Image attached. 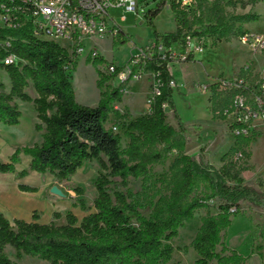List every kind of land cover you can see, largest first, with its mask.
Segmentation results:
<instances>
[{
  "label": "trees",
  "instance_id": "obj_1",
  "mask_svg": "<svg viewBox=\"0 0 264 264\" xmlns=\"http://www.w3.org/2000/svg\"><path fill=\"white\" fill-rule=\"evenodd\" d=\"M166 3L167 0H159L155 8L145 13V22L155 39V45L149 49L148 68L158 74L161 93L150 105V112L133 118L126 125L125 135L129 138L126 150L121 149V136L105 127L113 103L122 101L119 89L105 93L96 106L79 104L71 83L77 61L67 48L54 41L39 39L27 30L0 33V67L11 82L9 92L0 82V122L19 124L22 117L19 99L34 104L41 121L35 129L44 131L40 144L17 148L8 163L0 160V170L15 172L21 152L31 157V170L53 174L59 181L69 180L86 161L95 159L100 161L103 169L109 170L95 181V212L81 221L68 213L67 223L62 225L20 219L11 222L0 213V264H19L6 253L8 246L13 247L18 256L26 254L50 264H164L173 253L172 245L166 241L176 237L179 227L198 209H213L211 201L218 202L217 212L209 213L203 219L191 242L199 256L197 264H211L213 260H217V264L234 262L235 254L221 257L217 252L221 232L231 225L232 217L241 212L242 201L264 209V188L261 183L258 186L247 184L241 171L235 170L232 162H227L228 154L224 155L220 168L201 157L182 155L180 182L168 198L155 205L149 218L138 210L125 192L111 187L110 177L120 178L121 185L127 186L129 176L145 173L146 165L162 159L161 152H142L141 146L167 144L173 139L176 131L167 122L166 107L174 112L183 127L176 111L173 88L169 85L171 75L158 60V44L165 48L175 43L186 45L184 28L191 29L187 27V15L195 5L180 8L177 0H171L176 30L161 34L154 20ZM217 30L218 25L199 23L192 35H213ZM8 40L10 44L6 46ZM128 41L130 36L126 33L113 44L118 46ZM11 54L18 61L6 64L4 59ZM112 76L100 70L98 86ZM30 86L35 89L36 97L26 91ZM209 86L215 87V84ZM25 173L23 170L20 174ZM201 186V193L196 194Z\"/></svg>",
  "mask_w": 264,
  "mask_h": 264
},
{
  "label": "rangeland",
  "instance_id": "obj_2",
  "mask_svg": "<svg viewBox=\"0 0 264 264\" xmlns=\"http://www.w3.org/2000/svg\"><path fill=\"white\" fill-rule=\"evenodd\" d=\"M159 0H138V13H127L126 20L120 21L121 26L129 33L130 41L115 46L111 41L89 39L85 41V48L91 45L99 52L96 58L92 54L83 53L75 56L77 61L72 70L71 83L75 91L76 101L87 106H96L105 93L115 88V81H107L98 86L100 70L108 63L123 64L130 50L136 45L149 44L155 41L151 27L145 22V13L155 8ZM112 14L120 16L123 11L112 9ZM142 22V23H141ZM156 29L164 34L176 30L175 14L171 8V0H167L165 8L154 20ZM199 23L218 25L213 35H203L200 39L203 50L198 54H191L189 60L177 63L174 67L176 86L173 96L176 111L183 127L180 126L174 112L166 107L167 122L175 129L173 139L167 143L141 146L142 152L159 151L163 157L160 161L146 165L145 173L129 176L128 185L122 186L118 177H110L111 187L125 192L128 199L133 201L138 210L147 218L152 214L155 205L170 196L173 189L180 182L182 155L201 157L205 162L220 168L224 161L232 162L235 170H251L248 163V151L244 144L245 137L234 136L230 127V119L223 114V110L231 102V95L222 91H206L204 86L210 85L219 77L233 75L246 76L255 87L264 76V52L254 51L242 42L246 34H264V0L253 3L251 0H198L187 15V27L191 29L184 33L197 39L192 33ZM223 36H220L221 34ZM197 42V40H195ZM1 65V59H0ZM0 82L5 91L11 89L8 74L0 67ZM154 77L151 72L138 80L127 83L125 89L129 92L122 95L121 102H115L123 109L122 113H114L113 107L105 127L121 136V149L128 148L129 138L125 135L126 125L135 117L144 115L148 111L147 99L152 92ZM1 91V89H0ZM32 97L37 93L33 86L26 90ZM149 94V96H148ZM148 96V97H147ZM147 97V99H146ZM98 102V103H97ZM23 112L20 125H6L0 122V160L10 162V158L17 148L33 146L39 142V134L35 129L36 111L32 102L17 100ZM113 106V105H112ZM131 107V108H130ZM260 124L264 131V121L257 120L254 126ZM260 128V129H262ZM257 131V130H256ZM254 134V133H253ZM249 136L255 138L256 134ZM254 164L256 169H264V136L254 146ZM242 152V156L238 153ZM19 167L27 168L30 156L19 154ZM107 161L105 156L102 157ZM103 169L99 160L86 161L69 180L56 181V185L63 195L54 194L58 199L55 204L62 211L55 213L49 221L46 213L43 220L46 223L62 225L67 223L68 213L76 215L81 221L84 217L95 212L94 199L97 196L95 181L101 173H108ZM55 177V175L50 174ZM43 174L37 172L23 178L24 182L38 184ZM12 176L9 172L0 170V181L9 183ZM199 188L196 194L201 193ZM194 195L192 193L190 198ZM213 209L207 207L198 209L192 218L186 220L178 229V235L167 240L172 245V258L164 264H197L198 253L191 247V242L198 233L203 219L209 214H216L217 201H211ZM241 212L232 217L231 225L221 232V239L217 245V252L221 257L235 254L231 264H264V209L247 201L241 202ZM246 223L242 231L234 234V226ZM263 232V233H262ZM6 253L19 264H50L37 257L21 254L11 247H6ZM217 264V260L211 261Z\"/></svg>",
  "mask_w": 264,
  "mask_h": 264
},
{
  "label": "built area",
  "instance_id": "obj_3",
  "mask_svg": "<svg viewBox=\"0 0 264 264\" xmlns=\"http://www.w3.org/2000/svg\"><path fill=\"white\" fill-rule=\"evenodd\" d=\"M198 0H177L180 8L194 6ZM112 9L122 10L118 17L112 14ZM138 13V0H0V33L2 31L27 30L35 37L42 40L57 42L67 48L70 55L79 56L83 53L92 54L96 58L99 52L95 46L85 48V41L89 39L109 40L123 37L127 32L120 21L126 20L127 13ZM184 46L175 43L165 48L158 44V60L165 65L171 75L169 85L176 86L174 67L177 63L186 61L191 54H198L203 50L199 36L197 39L186 36ZM197 40V42L195 41ZM242 42L254 51L264 52V34L253 33L242 37ZM9 40L6 46H9ZM114 45V44H113ZM155 41L143 46H134L123 64L108 63L101 69L108 75H113L115 88L123 95L128 93L125 86L130 81H135L151 72L154 77L152 92L147 99L148 112L155 97L161 93V81L158 74L148 68L151 60L149 49ZM15 55H8L6 64L17 63ZM215 87L204 86L206 91H222L231 95V102L223 110L229 117L230 127L234 136L249 137L255 130L257 120L264 121V76L255 87L246 76L219 77L213 82ZM113 112L122 113L119 104L113 103ZM116 127H112V131ZM114 132V131H113ZM242 152L238 156H242Z\"/></svg>",
  "mask_w": 264,
  "mask_h": 264
},
{
  "label": "crops",
  "instance_id": "obj_4",
  "mask_svg": "<svg viewBox=\"0 0 264 264\" xmlns=\"http://www.w3.org/2000/svg\"><path fill=\"white\" fill-rule=\"evenodd\" d=\"M127 32V31H126ZM129 35V33L127 32ZM146 44H142L143 46ZM227 76V77H234ZM129 92V89H128ZM149 96V94H148ZM147 96V97H148ZM146 97V99H147ZM174 98V96H173ZM98 103V102H97ZM131 108V107H130ZM36 111V110H35ZM23 117V112H22ZM22 117L20 118V122L17 125H20L22 122ZM36 121L37 123H41L37 116L36 112ZM260 124L255 125L254 134H256L255 138L245 137L246 150L248 151V163L246 166L252 168L251 170H245L241 173V176L245 179L247 184L258 186V184H262L261 188H264V169H256L254 164V157L255 151L254 146L257 142L264 136V131L261 133L260 131L263 130ZM257 130V131H256ZM260 130V131H259ZM39 134V142L43 141V133L44 131H37ZM253 134V135H254ZM27 160L28 166L27 168L21 169L19 167V161L15 164L16 170L15 172H9L12 176L9 183L3 184L0 181V213L4 214V216L13 222L15 219L25 220L27 222H39V223H46L43 220V213H46V217L49 221L53 220V216L55 213L62 211L63 209H67L66 207L63 209H58L59 207L56 206L55 201L58 197H55L52 194V187L55 185L61 186L59 181H56V177L49 175V173H41L34 170H31L29 165L31 161V157ZM23 170H26L25 174H20ZM43 174L42 179L38 184H34L31 182H24L25 177L29 176L33 173ZM31 187L32 189H27L23 187ZM63 192V190H62ZM60 196V195H59ZM241 226L235 225L234 226V234L242 231V228L246 225V223L241 222Z\"/></svg>",
  "mask_w": 264,
  "mask_h": 264
},
{
  "label": "water",
  "instance_id": "obj_5",
  "mask_svg": "<svg viewBox=\"0 0 264 264\" xmlns=\"http://www.w3.org/2000/svg\"><path fill=\"white\" fill-rule=\"evenodd\" d=\"M142 23V22H141ZM52 193L57 194V195H63V192L55 185L51 189Z\"/></svg>",
  "mask_w": 264,
  "mask_h": 264
}]
</instances>
